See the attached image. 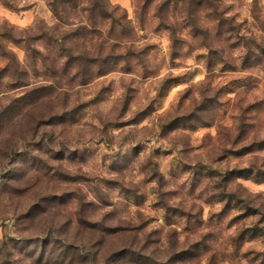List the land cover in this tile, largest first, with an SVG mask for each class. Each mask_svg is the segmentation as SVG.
<instances>
[{
	"label": "rangeland",
	"instance_id": "1",
	"mask_svg": "<svg viewBox=\"0 0 264 264\" xmlns=\"http://www.w3.org/2000/svg\"><path fill=\"white\" fill-rule=\"evenodd\" d=\"M72 1L0 0V244L264 264V0Z\"/></svg>",
	"mask_w": 264,
	"mask_h": 264
},
{
	"label": "trees",
	"instance_id": "2",
	"mask_svg": "<svg viewBox=\"0 0 264 264\" xmlns=\"http://www.w3.org/2000/svg\"><path fill=\"white\" fill-rule=\"evenodd\" d=\"M50 1H51L50 6L52 7L56 16L59 15V6L61 4H69V3L73 2L72 0H50ZM4 4L9 6V7H12L9 2L4 1ZM101 16L105 17L104 14H102ZM92 20H94V19H92ZM94 22H95V20H94ZM6 40H10V41H14V42L17 41V40H15V37H13L12 34H10L8 31H6V29H4V31L0 32V46H1V42L6 41ZM3 49L4 48L0 47L1 54L4 56H8V55H6L7 53L5 51H3ZM76 60H78L80 63H83V62L93 63L96 61V59H93L90 57H88V58L78 57ZM4 69L0 68V78L3 77L2 74H3ZM105 72L106 71H102L100 74H104ZM17 240H18V242H16ZM10 242H12V244H10ZM22 242L27 243V245H29V246H37L38 247V245H39L40 251H39L38 256H36L35 253L32 255H28L29 257L35 259V261L37 263L41 264L42 261H44V260L46 261L50 257V256H48L46 258L45 255L49 251L48 248L52 242L51 237L45 238L41 241L35 240V239L30 240L27 238L26 239H24V238L12 239V240L10 239L9 242L5 240L0 244V264H22V262L24 261V258H21L16 254V249L19 248V245Z\"/></svg>",
	"mask_w": 264,
	"mask_h": 264
},
{
	"label": "clouds",
	"instance_id": "3",
	"mask_svg": "<svg viewBox=\"0 0 264 264\" xmlns=\"http://www.w3.org/2000/svg\"><path fill=\"white\" fill-rule=\"evenodd\" d=\"M37 217L41 215V212H36L35 214ZM27 235H31V234H36V235H43L45 233L43 232H40V231H37V232H28V233H25ZM60 239H64V237H60ZM59 250V245H57L56 249L53 250V264H78V262L76 261H72L71 260V257H69L67 260L64 259L63 256H60L59 258H57L56 256V253L57 251Z\"/></svg>",
	"mask_w": 264,
	"mask_h": 264
}]
</instances>
